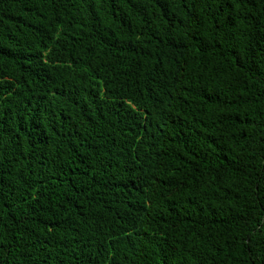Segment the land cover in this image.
Returning <instances> with one entry per match:
<instances>
[{"label": "trees", "instance_id": "1", "mask_svg": "<svg viewBox=\"0 0 264 264\" xmlns=\"http://www.w3.org/2000/svg\"><path fill=\"white\" fill-rule=\"evenodd\" d=\"M0 264H264V0H0Z\"/></svg>", "mask_w": 264, "mask_h": 264}]
</instances>
